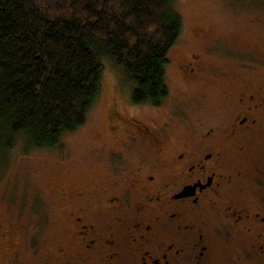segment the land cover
<instances>
[{
    "label": "flooded vegetation",
    "instance_id": "obj_1",
    "mask_svg": "<svg viewBox=\"0 0 264 264\" xmlns=\"http://www.w3.org/2000/svg\"><path fill=\"white\" fill-rule=\"evenodd\" d=\"M231 60L227 112L184 116L175 143L110 110L111 135L146 142L138 163L112 154L98 185L59 190L50 231L0 225V264H264V54ZM200 63L180 65L184 82Z\"/></svg>",
    "mask_w": 264,
    "mask_h": 264
},
{
    "label": "trees",
    "instance_id": "obj_2",
    "mask_svg": "<svg viewBox=\"0 0 264 264\" xmlns=\"http://www.w3.org/2000/svg\"><path fill=\"white\" fill-rule=\"evenodd\" d=\"M182 29L172 0H0V149H59L85 125L104 62L133 105L164 104Z\"/></svg>",
    "mask_w": 264,
    "mask_h": 264
},
{
    "label": "rangeland",
    "instance_id": "obj_3",
    "mask_svg": "<svg viewBox=\"0 0 264 264\" xmlns=\"http://www.w3.org/2000/svg\"><path fill=\"white\" fill-rule=\"evenodd\" d=\"M172 8L183 29L168 56L165 107L157 111L133 105L129 80L104 62L100 94L85 125L65 135L59 149L33 150L22 143L12 150L0 149V225L22 231L21 235L25 227L37 225L50 231L59 216L53 205L59 190L98 185L95 178L99 174L106 178L112 154H120L127 163L134 151L138 159L132 165L138 163L146 142L133 141L134 132L121 123L116 136L111 135L110 110L139 120L164 141L174 143L185 138L184 116L193 119L211 111L227 112L224 90L238 87L241 79L231 84L219 72H236L233 57L264 54V0H172ZM192 54L202 63L186 83L180 65Z\"/></svg>",
    "mask_w": 264,
    "mask_h": 264
}]
</instances>
